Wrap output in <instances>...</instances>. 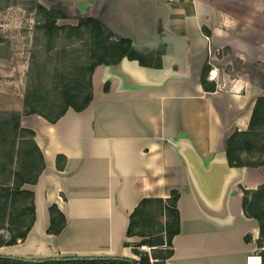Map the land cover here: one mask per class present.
<instances>
[{
  "label": "crops",
  "instance_id": "1",
  "mask_svg": "<svg viewBox=\"0 0 264 264\" xmlns=\"http://www.w3.org/2000/svg\"><path fill=\"white\" fill-rule=\"evenodd\" d=\"M55 1L69 15L62 25L92 19L109 36L84 110L70 106L56 122L22 115L44 168L23 185L35 194L33 225L0 253L138 259L142 240L149 253L167 249L157 244L176 190L180 232L166 264H262L260 222L244 198L264 185V165L231 166L227 148L237 130L264 131V0ZM206 61L214 91L201 83Z\"/></svg>",
  "mask_w": 264,
  "mask_h": 264
},
{
  "label": "trees",
  "instance_id": "2",
  "mask_svg": "<svg viewBox=\"0 0 264 264\" xmlns=\"http://www.w3.org/2000/svg\"><path fill=\"white\" fill-rule=\"evenodd\" d=\"M34 5H36L37 9L43 14V21L38 27L43 31L46 37H49L50 44L53 43L56 45L55 42L58 41L57 38H60V30H62L65 33V38H76L77 40L83 41L82 44L88 51L86 58L87 61L82 64V67H80L77 72V77L69 79L64 77L63 79L62 75L59 76L61 78L58 82H56V87H60L59 89L57 88L61 97L59 103L49 102L44 104L33 95L36 93L32 91L31 94L26 96V108H24L21 112L15 113L7 120H0V166H13L15 161V149L19 139L20 142L16 149V153L19 154V151L23 150V154L27 158V160L23 162L22 169H11L9 171L10 177H13L12 182L0 184V218L4 219L5 215H8L9 213V207L12 208L15 206V212L9 214L7 223H14L12 217L15 213V217L16 215L18 216V219L14 220L17 224V229H21V227L24 226V230H21L18 234L13 235L8 240H4L3 237L0 236V247L3 245L17 244L18 240L23 241L26 238L28 231L35 221V194L31 190L23 188V185L25 183L36 184L38 176L44 168L43 156L34 141V132L21 126L22 115L38 113L48 118L50 121L56 122L65 114L70 106L74 107L78 111L84 110L93 98L91 75L95 66L100 63L99 61H101V45L107 42L109 36L105 33L101 23L92 19L82 18L79 20V24L77 26L59 25L57 23L58 19L68 18L69 15L66 8L58 2L53 3L49 9L40 3L37 4V2H35ZM82 26L90 27L91 32L89 31L88 33V39H90L89 43L87 41V37H85V32L81 29ZM122 46V44L121 46L119 45V49H124ZM64 49L65 48L63 47L62 50L66 53ZM209 70L210 65L208 61H206L201 76V83L205 90L214 91L216 88L209 89L206 86ZM108 89L109 82H107L105 86V90L107 91ZM37 95L38 97L41 96L39 93H37L36 96ZM39 106H43L47 109H53L51 111L55 112L53 115L47 114L40 111L38 109ZM253 133L254 132L251 131L245 133L237 130L228 139L227 155L231 166L249 165L255 167L264 165V158L260 161H254L253 158L248 160L247 158L243 159L241 156V152L248 146L247 135ZM32 153H36L35 155L39 160V164L33 161ZM60 158H63V163L60 164L57 161V166L62 170L64 169L66 163V157L64 155H58L57 160ZM33 170H35V172ZM248 193H250V191L245 190V195H248ZM251 196L252 199L250 201L248 196H245L244 198L245 213L247 216H254L259 220L261 237H264V185H262L259 189L252 191ZM178 199L179 192L174 190L172 191L171 197L164 202V209L167 211V222L165 228L166 240L158 243L157 245L166 244L167 249H159L155 252L152 251L151 253L141 251L139 250V247L146 244V241L148 242V240H142L136 244L133 249L135 254L138 255V259L128 257L96 256L26 259L21 257L5 256L0 253V264H166V260L174 254L173 238L180 232V213L177 208ZM52 211L53 207H51V212ZM29 213L30 219L26 222ZM53 225L54 219L52 218V226ZM61 227H59V229H61ZM59 229H57V231H60ZM50 230H52V227ZM250 238V236H247L246 240L250 241ZM258 247L260 250L257 255L261 257V262L264 264V244L262 239L258 240Z\"/></svg>",
  "mask_w": 264,
  "mask_h": 264
},
{
  "label": "rangeland",
  "instance_id": "3",
  "mask_svg": "<svg viewBox=\"0 0 264 264\" xmlns=\"http://www.w3.org/2000/svg\"><path fill=\"white\" fill-rule=\"evenodd\" d=\"M35 2L48 9L53 3L62 4L55 0H0V120H7L26 108V96L32 91L41 94L40 97L33 95L44 104L59 103L61 97L58 89L60 87H56V82L61 78L59 76L62 75L63 79L77 77V72L86 62V49L84 51L81 40L65 38L62 30H60V38H57L58 41L55 42L57 46L50 44L49 37H46L38 27L43 21V14L34 5ZM58 22L60 25L64 24L62 20ZM63 47L66 53L62 50ZM261 106L256 111L254 126L259 122ZM38 109L51 115L55 112L43 106H39ZM259 138L264 142V131L247 135L248 149H244L243 159L253 158L254 161H260L262 157L264 158V150L263 155L260 151L257 154L255 152V143L260 145L261 142ZM19 142L20 139L17 141L16 149ZM16 149L13 166H0V184L12 182L13 177H10L9 171L22 169L23 162L27 160L23 150L17 154ZM35 154L32 153L33 161L39 164ZM14 208L15 206L9 207L8 215H5L4 219L0 218V236L4 240L24 230V226L17 229L14 220L18 219V216L15 217V213L12 217L14 223H7L9 214L15 212ZM29 219L30 213L26 222ZM139 250L147 251V247L142 245Z\"/></svg>",
  "mask_w": 264,
  "mask_h": 264
},
{
  "label": "built area",
  "instance_id": "4",
  "mask_svg": "<svg viewBox=\"0 0 264 264\" xmlns=\"http://www.w3.org/2000/svg\"><path fill=\"white\" fill-rule=\"evenodd\" d=\"M167 6L174 5L178 3L179 0H162ZM146 247V246H145Z\"/></svg>",
  "mask_w": 264,
  "mask_h": 264
},
{
  "label": "water",
  "instance_id": "5",
  "mask_svg": "<svg viewBox=\"0 0 264 264\" xmlns=\"http://www.w3.org/2000/svg\"><path fill=\"white\" fill-rule=\"evenodd\" d=\"M158 2H159V3H163V1H162V0H158ZM110 28H111V27H110Z\"/></svg>",
  "mask_w": 264,
  "mask_h": 264
},
{
  "label": "flooded vegetation",
  "instance_id": "6",
  "mask_svg": "<svg viewBox=\"0 0 264 264\" xmlns=\"http://www.w3.org/2000/svg\"><path fill=\"white\" fill-rule=\"evenodd\" d=\"M160 4V3H159ZM162 5H166L164 2L163 3H161Z\"/></svg>",
  "mask_w": 264,
  "mask_h": 264
}]
</instances>
